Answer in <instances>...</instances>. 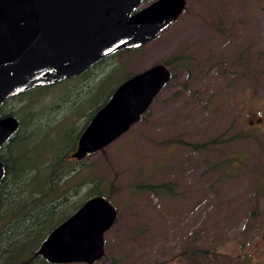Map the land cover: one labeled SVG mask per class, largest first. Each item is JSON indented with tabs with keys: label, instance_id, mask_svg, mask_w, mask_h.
<instances>
[{
	"label": "rangeland",
	"instance_id": "1",
	"mask_svg": "<svg viewBox=\"0 0 264 264\" xmlns=\"http://www.w3.org/2000/svg\"><path fill=\"white\" fill-rule=\"evenodd\" d=\"M156 62L173 76L142 117L83 161L68 160L81 168L74 199L88 198L98 182L118 216L102 258L65 264H264V0H185L178 18L143 46L4 108L52 130L34 138L38 152L48 151L60 137L76 138L79 128L69 134L65 126L81 124L84 110ZM237 156L243 166L225 169ZM159 182L168 186L145 187Z\"/></svg>",
	"mask_w": 264,
	"mask_h": 264
},
{
	"label": "water",
	"instance_id": "2",
	"mask_svg": "<svg viewBox=\"0 0 264 264\" xmlns=\"http://www.w3.org/2000/svg\"><path fill=\"white\" fill-rule=\"evenodd\" d=\"M0 0V101L78 75L113 53L143 46L182 13L185 0ZM156 62L122 81L82 131L73 157L103 149L130 129L171 80ZM18 120L0 117V145ZM6 175L0 160V184ZM118 211L104 195L87 198L55 226L37 253L52 263H94Z\"/></svg>",
	"mask_w": 264,
	"mask_h": 264
},
{
	"label": "trees",
	"instance_id": "3",
	"mask_svg": "<svg viewBox=\"0 0 264 264\" xmlns=\"http://www.w3.org/2000/svg\"><path fill=\"white\" fill-rule=\"evenodd\" d=\"M107 58L70 78L89 74L95 66ZM112 73L97 80L95 88L90 95H87L88 98L83 97L81 100L89 103L95 93L102 91V88L99 89V85L107 80ZM125 79L116 84L110 94L101 99L95 107L83 111L86 116L81 124L71 125L70 128L66 123L62 124L66 125L65 132H69V134L74 128H79L75 139L65 141L64 137H60L52 144L50 150L44 152H38L35 149L34 138L51 133L52 130L42 131L41 124L35 115H31L29 118H26L25 115L21 117L17 110L7 109L4 106L11 98L36 91L37 88H41L43 91L52 84L37 86L0 101V117L12 115L18 120L15 131L0 145V160L6 168V175L0 184V264H65L52 263L37 251L50 231L87 199L81 202L74 199V195L82 184L78 179L81 168L70 164L68 160L73 156L72 153L77 147L79 137L93 114L110 98L116 87ZM85 103L80 102L78 106L83 108ZM192 144L195 148L200 149L205 145V142ZM86 157L87 155L78 160L83 161ZM248 157L246 156L245 161ZM238 162H242L240 156L231 157L227 161H223V166L230 171L236 167ZM242 166V163L237 165L239 168ZM76 176L77 179H75ZM89 180L91 179L86 181ZM145 184V187L153 191L168 186L166 182ZM98 194L113 201L111 195L100 189L99 183L96 182L88 198Z\"/></svg>",
	"mask_w": 264,
	"mask_h": 264
},
{
	"label": "flooded vegetation",
	"instance_id": "4",
	"mask_svg": "<svg viewBox=\"0 0 264 264\" xmlns=\"http://www.w3.org/2000/svg\"><path fill=\"white\" fill-rule=\"evenodd\" d=\"M127 49H129V48H127ZM131 49V48H130ZM111 56V55H110ZM109 57V56H108Z\"/></svg>",
	"mask_w": 264,
	"mask_h": 264
}]
</instances>
